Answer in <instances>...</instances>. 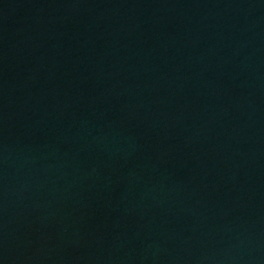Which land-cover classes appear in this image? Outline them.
<instances>
[{"label":"water","instance_id":"water-1","mask_svg":"<svg viewBox=\"0 0 264 264\" xmlns=\"http://www.w3.org/2000/svg\"><path fill=\"white\" fill-rule=\"evenodd\" d=\"M0 264H264V0H0Z\"/></svg>","mask_w":264,"mask_h":264}]
</instances>
